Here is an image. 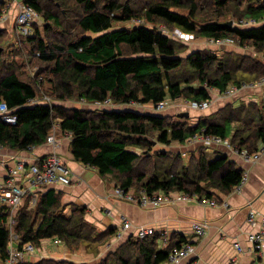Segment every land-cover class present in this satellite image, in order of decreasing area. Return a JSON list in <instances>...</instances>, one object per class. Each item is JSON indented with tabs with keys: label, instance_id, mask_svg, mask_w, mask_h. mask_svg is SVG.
I'll return each mask as SVG.
<instances>
[{
	"label": "trees",
	"instance_id": "obj_1",
	"mask_svg": "<svg viewBox=\"0 0 264 264\" xmlns=\"http://www.w3.org/2000/svg\"><path fill=\"white\" fill-rule=\"evenodd\" d=\"M66 1L55 3L64 7ZM146 1L137 9L131 0H75L82 12L69 24L64 19L67 14L57 15L48 8L50 0H23L48 22L45 30L56 26L62 38L39 36L36 27L37 34L29 38L34 48L32 56L47 63V69L42 70L45 76L38 71L33 82L21 78L13 62L5 64L0 47V102H5L17 117L16 124L0 118V146L18 151L38 147L47 142L57 125L71 134L70 151L76 161L96 168L102 177L126 191L137 187L149 195L179 191L218 199V192L229 194L244 176V171L225 154L209 161L202 147L193 151L192 156H196L184 164L180 155L170 158L164 153L158 159L162 165L157 161L151 170L136 171L142 155L135 150L144 149L149 154L153 145L149 136L155 138V143L171 146L187 144L198 134H212L230 139L239 151L255 153L264 142V110L257 103L227 104L191 125L131 109L87 111L60 105L82 99L87 103L149 105L157 110L168 100L209 102L212 89L224 92L230 86L241 87L242 82L264 79V63L247 54L227 52L222 57L210 50H197L184 60L182 53L187 47L154 26L162 24L196 37L230 38L264 55V0ZM5 5L0 1V17ZM227 17L254 19L262 24L224 26ZM132 20L154 25L114 29L116 23ZM185 61L190 67L188 76L176 75ZM47 77L50 89L46 88ZM39 89H44L51 104L40 100ZM37 98L38 103H31ZM61 207V196L54 191L40 196L31 210L22 204L14 218L19 246L30 242L39 247L47 239L59 238L68 248L84 249L96 256L116 234L114 228L99 231L88 223L83 206H74L69 215ZM4 209L6 206L0 202V264L6 263L10 243L9 228L1 222L6 218ZM159 240V234L142 239L130 237L98 264H164L174 248L187 244L183 236H174L162 249ZM34 264L76 263L49 258Z\"/></svg>",
	"mask_w": 264,
	"mask_h": 264
},
{
	"label": "crops",
	"instance_id": "obj_2",
	"mask_svg": "<svg viewBox=\"0 0 264 264\" xmlns=\"http://www.w3.org/2000/svg\"><path fill=\"white\" fill-rule=\"evenodd\" d=\"M22 2L23 0H14V4L8 9L7 20L0 21V30L6 29L12 33L18 6ZM229 50L251 55L246 53L245 48L239 45L231 46ZM233 94L231 98H222L224 100L228 99L225 102L221 99L209 101L210 106L206 109L200 110L188 107L190 109L189 114H184L187 118H191V124H195L201 116L210 115L209 117H211L227 104L239 106L242 103L255 102L264 110V82L262 88L241 89ZM128 109H131L128 105H120V107L115 108V110ZM183 111H180L179 114H183ZM136 112L165 116L161 114V111L157 112L155 109L154 111L139 110ZM234 126L236 127V124ZM233 130L234 127L232 132ZM57 133V138L62 145L58 151L72 170L73 181L68 185L57 183L43 185L36 188L34 192L38 193L39 197L46 195L48 191L60 194L61 208L64 213L70 214L72 210L70 208L74 206H83L86 208L85 219L90 224L100 229L99 231L114 228L116 233L121 229L122 217L124 216L135 227L154 228L155 234L160 236L159 247L162 249L167 247L174 236L175 239L183 236L187 243L194 246L195 252L177 264H264V245L260 250H255L249 240V234L257 232L261 228V217L264 215V142L260 143L256 158H245L225 144L202 145L198 143L190 149L193 152L195 149L204 147L208 160L209 154L213 160L225 154L230 161L234 162L236 168L242 169L247 176L246 181L239 190L234 189L229 194L218 192L216 195L218 199L216 200L219 204L217 206L203 205L195 201H181L156 207H143L117 197L114 194L116 184L113 180L102 177L96 168L84 165L74 159L70 151L71 134L61 131L59 126ZM54 151L55 147L49 142L23 151L0 148V184L8 176L9 170L14 168L18 162L23 161L29 166L40 162ZM207 152L209 153L208 156ZM31 194H28V200L26 199L28 195L23 200V206L26 204L28 210L33 209L37 203L35 201V204H32ZM224 202L228 206H225ZM251 213L255 217L253 223L249 220ZM40 222L41 218H39L36 227L39 226ZM196 223L204 224V234L199 235L195 232L194 224ZM124 231L123 235L117 237L118 239L114 242L113 246L115 248L112 246L109 251L115 250L134 234L132 229ZM165 237L169 238L168 242L164 240ZM47 240L53 246L62 248V250L50 249V246L41 247V244L36 255L28 257V263H36L42 259L51 258L54 260H69L78 264L81 262L80 256H83L86 260L93 259L92 264H98L109 253L105 249V245H102L104 247L101 246L100 252L96 256L93 255L94 257H90L87 252L83 253L81 251L83 255H76L74 260H70L67 257L69 255L66 254L67 245L64 241L59 239H56V241ZM54 243L57 245H54ZM236 244H239L241 249L236 247Z\"/></svg>",
	"mask_w": 264,
	"mask_h": 264
},
{
	"label": "rangeland",
	"instance_id": "obj_3",
	"mask_svg": "<svg viewBox=\"0 0 264 264\" xmlns=\"http://www.w3.org/2000/svg\"><path fill=\"white\" fill-rule=\"evenodd\" d=\"M3 1H5L6 5H5V10L0 17L1 22L7 20L8 9L11 8L12 4H14V0H3ZM103 1H106V0H103ZM50 2L51 3H50V5H48V8L51 9L52 12L56 13L57 15H60L61 12H63L65 15L67 14L66 18L64 17V19L66 20L65 22L69 23V24L75 22L77 17L82 12L81 7L76 6L75 0H67L66 1L67 5L64 7H59V4L55 3V0H50ZM131 2H132L131 3L132 6L137 8V9H140L141 7H143L147 3L146 0H131ZM65 8H67V9H65ZM21 12H22V8H21V4H20L18 6V13L15 17V26H13L12 33H10L8 30L4 29V31L2 32L3 34H1L0 47L4 51L3 55H2V60L5 62V64L13 62L15 65H17V71L20 74L21 78H23L26 81H29V82L32 81L33 82V78H36V73L38 71H40V70L42 71L43 68L47 69V66H46L47 63L42 62V61L38 60L36 57L32 56V54H33L32 52L34 51V48H33V45L29 42V38L35 36L37 34L36 29L39 28L38 29V31H39L38 35L39 36L40 35L41 36H49L51 38H54L55 40H59L60 38H62L61 29L57 28L56 26H53L52 28H50L49 31L45 30L46 24L48 22L45 21L40 16L39 17L33 16L32 20L30 18V24H24L23 22L20 23L19 18L22 16ZM35 12L38 14V12L36 10H35ZM34 15H36V14H34ZM227 19L233 20V23H234L233 26L234 25L243 26L242 23L240 22V20H238V19H235V18L232 19V18H228V17H227ZM139 24H146L148 27L149 26L152 27L154 25L152 23L145 22V20H138V21L132 20V21H128V22L116 23L114 29L122 28V27L131 28V27H134V26L139 25ZM154 26L157 27L158 30H162L165 34L169 35L176 42H179L183 46L187 47V49L182 53L184 60H186L187 56H189L192 52L197 51V50H210L212 52L217 53L219 56H222V57H225L227 52H236L233 50H229V48L231 46L235 47L237 45L236 42H230L226 46H221L218 43L212 42L211 40L213 38L196 37L193 34L185 33L179 29L169 30L162 24H158V25H154ZM243 27H245V26H243ZM245 50H246V53L251 54L252 57H256L257 60H260L261 62L264 63V55L258 54L251 47L245 48ZM188 70H190V67H189V64L185 61L183 67L180 70L175 71V74L178 76H181L184 74L187 75ZM42 72H43L42 73L43 76H45V72L44 71H42ZM1 75H2V72L0 71V76ZM37 79H38V82H41V80H42L41 77H38ZM44 80H45L46 88L50 89V83L47 81V80H49L48 77L45 78ZM253 82H255L253 85L250 84L252 82H242L241 87L235 86V88H234V87L230 86L228 88L229 89L228 92H227V90L224 92H219L216 89H212L211 90V97L212 98H211L210 102H212V100L217 101L218 99L224 100L222 98H226V97L231 98L234 95L233 93L238 92L241 89L244 90V89L256 88V87L262 88L264 79H259V80L253 81ZM47 83H48V85H47ZM44 87H45V85H44ZM232 88H234L233 91H231ZM43 90L39 89V97L43 98L40 100L46 101L47 98H50V97ZM216 95H217V98H216ZM38 100L39 99L37 98V102H38ZM225 100H228V99H225ZM225 100L223 102H225ZM191 103L192 102L186 101L184 99L168 100V102H166V104H165V107L161 109V114L168 116L169 117L168 119L171 122H180V123H185V124L191 125V118L186 117V115L189 114V110H190V109H188V107L201 110V109H206L210 106V103H208L207 106L200 108L198 106H193V104H191ZM49 104H51V103H49ZM60 105H64L67 108H79V109L87 110V111H90V110H99V111L109 110L110 111V110H114L115 108L120 107V105H115L111 102H105L104 104H102V103H87L86 101H84L82 99L81 100L74 99V100H70L67 102H62V103H60ZM128 107L133 109V110H136V111H139V110L154 111V108L152 106H149V105L143 106V105H136V104L132 103V104L128 105ZM182 110H184L183 114H179V112ZM184 113H186V115ZM209 116L210 115H204V116H201V118H207ZM236 126H237V124H236ZM57 128H58V126L55 125L53 128L54 131H52L50 134V135H53V141H51L49 143L55 147L54 153L58 157H60L62 159V161L64 162V164L67 166L68 170L70 171L69 172L70 178L73 181L72 170L67 165V163L63 159V157L60 156V153L58 151L59 149H61L62 145H61V142L59 141V139L57 138L58 137ZM149 138H151V141L153 144L152 149H151L149 154H145L146 151H144V149L142 150V149H136L135 148L136 149L135 151H137L138 153H140L142 155L141 159H140V164L138 165V167H136V171H145L146 168H149L148 170H151L153 168V164H156L158 159H160V156L164 153H166L167 157H170V158H174L176 156L175 154H178L181 156L183 163L187 164L190 162L192 157L194 158L196 156V155L192 156V154H195V153L191 152L192 150H190V149H192L193 146H195L196 144L201 143L200 140H197L196 142L187 143V145L186 144L185 145H177L176 144L173 146H164L162 144L155 143V138H152L151 136H149ZM230 145H231V149L236 148V147H234L235 145L232 144L231 141H230ZM200 148H202V147H200ZM234 150L236 151V149H234ZM195 152H198V150L196 151V149H195ZM208 154L209 153L207 152V156H208ZM208 157H209L210 161H213V159L210 158L211 157L210 154ZM158 162L160 165H162L161 161H158ZM72 181L69 184H71ZM117 188H118V186L116 185V187L114 188V194L117 197L123 198L129 202L137 203L140 206H143L141 203V200H139V199L143 198L141 189H138L137 187H133V188L129 189L128 191L124 192L123 195H121V193H119L117 191ZM29 193H32V191L28 190L26 192V194L23 196L20 203L18 204V207L15 204H12V202L10 200L8 203V202L2 201L0 199L1 204L3 206H6V209H4V210L10 209L9 213L5 214V217H6L5 220L1 221L3 224H5L9 228L10 234L12 233V231L16 233V231L14 229L15 221L13 222V226L9 224L10 216L14 220L16 211H18L19 208H21L24 198ZM37 194L38 193H35V192L31 194V202L33 205L35 204V201H38L39 195H37ZM177 196L178 195L174 194V193L170 195V197H172V198L175 197V199H177ZM139 201L141 204L139 203ZM187 202H193V201L187 200ZM167 204H170V203L166 202V203L161 204V205H167ZM161 205H159V206H161ZM143 207H154V206L149 203V204L144 205ZM71 209H73V208H70V210ZM10 213H11V215H9ZM65 214L68 215L69 213H65ZM122 218L123 219H122V225H121L120 231H117V233L111 238V240L104 244L105 249H107L108 251L110 250L109 248H111L113 246L114 242L118 239L117 237H121L123 235V233L125 232L124 230L132 229L134 234L131 237L133 239H136V238L142 239L136 235L138 229L150 228V227H145V226L135 227L131 221H129L130 226L125 227L126 223L124 222V219H126V217L123 216ZM98 230H100V229H98ZM56 239H59V238H52L49 240L56 241ZM59 240H61V239H59ZM164 240L166 242H168L166 238H164ZM61 241H59V242H61ZM31 244H33V243H31ZM33 245L36 247L35 252H37L39 250V247H37L35 244H33ZM54 245H57V244L54 243ZM9 246H10V243H9ZM44 246H50V249L54 248L55 250H58V251L62 250V248H57L56 246H53L48 240L44 241L42 243L41 247H44ZM102 247H104V246H102ZM113 247L115 248V246H113ZM100 249H101V247H100ZM66 250H67L66 254L69 255L67 257H69L70 260H74L76 255L77 256L83 255L81 253V251L83 253L86 251L84 249L73 250L71 248H68L67 246H66ZM109 252H111V251H109ZM28 256H29V258L31 257V255H28ZM88 256L94 257L93 255H90V254H88ZM65 261H69V260H65ZM80 261L81 262H79L78 264H85V263L89 264L90 262H91L90 264H92L93 259L92 260H86L85 258H83V256H80ZM172 264H175V263H172Z\"/></svg>",
	"mask_w": 264,
	"mask_h": 264
},
{
	"label": "built area",
	"instance_id": "obj_4",
	"mask_svg": "<svg viewBox=\"0 0 264 264\" xmlns=\"http://www.w3.org/2000/svg\"><path fill=\"white\" fill-rule=\"evenodd\" d=\"M22 12L21 17L19 18V22H23L24 24H30V18L32 20L33 16H38L34 10L33 7L21 4ZM25 14V15H24ZM36 14V15H34ZM240 22L245 27H252L256 25L262 24L257 22L254 19H241ZM211 40V39H210ZM212 42L218 43L221 46H226L230 42H235L233 39L227 38V39H218V40H211ZM255 82L250 83L253 85ZM235 88V86H232ZM234 88L231 89V91L234 90ZM229 89L227 90V92ZM39 102V101H38ZM36 99H33L31 103H38ZM45 103H50V98H47ZM166 103H161L158 105V109L161 110L165 107ZM193 106L198 107H204L208 105V102H192ZM13 111L10 110L5 102H0V118L10 124H16L17 123V117L12 113ZM54 131V129L52 130ZM197 140H200L202 145H227L231 148L230 141L227 139H224L221 136L218 135H209V134H198L191 138L188 142H196ZM48 142L53 141V135H49L47 138ZM235 147V146H234ZM0 148H2L0 146ZM236 149V148H234ZM238 153H240L245 158H256L258 156V152L255 153H248L246 150L239 151L236 149ZM69 170L67 166L64 164L62 159L58 157L55 153H52L45 158H43L40 162L33 163L32 165H27L25 162L20 161L17 163V165L14 168H11L9 170L8 176L5 178V180L0 184V199L2 201L8 202L9 200L12 202V204H15L18 207V204L20 203L23 196L26 194L28 190L32 191L33 189L40 188L43 185L51 184V183H57V184H69L72 180L70 178ZM246 174H244L243 179L239 186L236 187V189H240L242 184L246 181ZM117 191L121 193V195L126 192L121 187L117 188ZM142 191V199L141 203L142 205L151 204L154 207L159 206L161 204H164L166 202L168 203H177L181 201H195L202 204H209V205H215L216 199H209V198H200L199 196L195 194H189L179 191H160L158 193H155L153 195H149L144 189H141ZM177 194V199L170 197L171 194ZM170 197V198H169ZM144 202V203H143ZM149 202V203H148ZM140 203V201H139ZM140 203V204H141ZM14 210V209H13ZM10 209L6 210L7 213H9ZM11 215V213L9 214ZM249 220L253 223L255 221L254 214H250ZM13 218L10 216L9 224L13 226ZM125 227H129V220L126 218L124 219ZM261 228L257 232H253L249 234V240L252 243V246L255 250H260L264 245V216L261 217ZM12 228V227H11ZM198 231L201 232V229L197 226ZM153 229L152 228H140L138 229L136 235L139 238H144L148 234H152ZM236 247L241 249L239 244H236ZM35 246L31 243H26L22 247L19 246V237L17 233L13 232L10 234V246L8 249V258L6 260V264H34V263H28L27 260L25 261L26 256L33 254L35 252ZM194 250V247L191 244H185L182 248H174L171 253L169 254V258L166 263L164 264H172L177 261L181 257L186 256L189 252H192ZM29 257V256H28ZM27 257V258H28Z\"/></svg>",
	"mask_w": 264,
	"mask_h": 264
},
{
	"label": "bare ground",
	"instance_id": "obj_5",
	"mask_svg": "<svg viewBox=\"0 0 264 264\" xmlns=\"http://www.w3.org/2000/svg\"><path fill=\"white\" fill-rule=\"evenodd\" d=\"M22 4V3H21ZM264 22V21H263ZM156 111H161V110H159V109H157ZM209 135H212V134H209ZM228 140V139H227ZM230 141V140H229ZM48 142V141H47ZM3 148V147H2ZM259 151V150H258ZM257 151V152H258ZM51 184H55V183H51ZM34 191H35V189H33L32 190V193H34ZM37 195H39V194H37ZM212 199H215V198H212ZM216 201V204L215 205H210V206H217V204H219L218 202H217V200H215ZM200 204H202V203H200ZM203 205H209V204H203ZM224 205L225 206H228V204L226 203V202H224ZM197 226L201 229V232H199L198 231V228H197ZM204 224H200V223H196V224H194V230H195V232L197 233V234H199V235H202V234H204V232H205V230H204ZM153 229V233L152 234H148L147 236H145V237H148V236H152V235H154L155 233H156V231H155V229L154 228H152ZM144 237V238H145ZM166 239H167V241H169V238L168 237H165ZM187 244H189V243H187ZM35 249H36V247H35ZM194 252H195V250H193L192 252H189L186 256H184V257H181L180 259H179V261H177V262H175V264H177V263H179L182 259H184V258H186V257H188V256H190L191 254H194ZM31 256H34V255H36V252H34L33 254H30ZM26 260H28V258H27V256H26V258H25V261Z\"/></svg>",
	"mask_w": 264,
	"mask_h": 264
},
{
	"label": "water",
	"instance_id": "obj_6",
	"mask_svg": "<svg viewBox=\"0 0 264 264\" xmlns=\"http://www.w3.org/2000/svg\"><path fill=\"white\" fill-rule=\"evenodd\" d=\"M233 20H229V21H227V22H224L222 25H224V26H233Z\"/></svg>",
	"mask_w": 264,
	"mask_h": 264
}]
</instances>
